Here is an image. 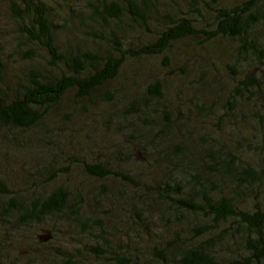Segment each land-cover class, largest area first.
Segmentation results:
<instances>
[{"label":"trees","instance_id":"trees-1","mask_svg":"<svg viewBox=\"0 0 264 264\" xmlns=\"http://www.w3.org/2000/svg\"><path fill=\"white\" fill-rule=\"evenodd\" d=\"M213 3V30H200L186 17L166 14L168 25L138 47L129 42L130 29L146 28L153 0H87V14L69 8L63 25L58 21L61 11L41 0L10 5L18 28L16 52L28 66L20 77H10L4 59L8 57L7 43L0 41V134L6 137L13 131L42 130L68 98L74 104H103L104 110L93 113L89 129L122 137L116 157L125 155L123 160L132 174L115 171L105 152L102 158L100 150L109 149L111 140L105 147L96 134H84V144L98 147L97 160L73 161L88 177L102 181L99 202L105 204L108 198L109 210L116 206L125 219L127 242L123 248L118 246V251L104 237L103 220L80 212L90 204V196L73 191L70 181L64 179L46 193L32 182L36 193H24L10 190L0 179V198L5 199L0 206V264H18L5 252L8 235L15 227L24 230L42 225L43 219L52 216L89 236H96L95 229L100 231L96 238L103 245L100 256L107 264H264V167L250 163L257 154L251 148L252 140L264 142L260 113L264 114V0ZM66 31L72 32L68 40L63 38ZM196 40L201 44L216 40L230 43V62L222 65L236 81L224 100L219 97L221 85L214 80L206 81L204 89L194 86L195 82L186 86V91L174 90L171 85V98L161 78L140 86L133 84L135 73L125 71L129 64L160 57L168 68L171 60L167 53L173 44ZM222 55L219 53V58ZM214 65L211 62L210 69ZM204 68L202 65L201 70ZM185 70L179 64L176 74L184 75ZM204 77L202 72L200 78ZM242 100L255 110L251 113ZM240 106H245L242 117L249 115L262 125L254 129L251 138H242V149L240 137L233 146L228 142L233 141L232 133L219 127L224 122L236 125ZM80 108L86 129V109ZM208 119L219 132L194 135ZM114 123L119 125L115 128ZM77 133L68 134L57 146L61 156L63 146ZM69 168L67 164L57 171L58 167L44 164L40 175L49 177L41 186L68 176ZM109 180L116 184H103ZM110 186L120 190L118 204L113 202ZM156 229L161 236L152 238L149 232ZM48 230L35 236L38 245L53 240L54 234ZM74 263L80 264L70 258L63 262Z\"/></svg>","mask_w":264,"mask_h":264},{"label":"rangeland","instance_id":"rangeland-1","mask_svg":"<svg viewBox=\"0 0 264 264\" xmlns=\"http://www.w3.org/2000/svg\"><path fill=\"white\" fill-rule=\"evenodd\" d=\"M41 1L45 2L46 6H50L55 11H61V15L59 16L61 19L58 20L61 25H63V17L67 14L69 8H72L75 12H81L84 16L89 11L85 4L87 0ZM217 1L231 4L238 0ZM153 2L154 5L150 10V19L146 28L133 27L130 29L129 42L134 47L150 41L153 35L168 25V20L164 18L166 14L173 16V18L186 17L200 30L211 31L214 28V13L212 9L215 7V3H213V0H153ZM12 3L18 6L22 3V0H0V41L7 43L5 50L8 52V57H4V59L7 58L9 76L15 80V78L20 77L21 73L25 71L28 63L21 57V54L16 52V47H18L16 44L18 28L9 10ZM199 35L204 34L200 32ZM69 37H72V32L66 31L63 38L68 40ZM201 43V40H196L173 44L171 50L167 53L169 60H171V66L168 68L164 64L165 60L160 57L143 59L133 65L129 64L125 71L129 74L135 73L133 84L140 86L146 81L150 82L155 78H161L165 81L167 85L166 90L171 93V98H174L173 89L178 90L182 88L186 91V86L194 85L192 82L196 83L194 86L197 85L204 89L205 86L203 84L206 81L214 80L215 83L221 85L223 93L219 94V97L224 100L229 90L228 88L236 81L235 78H232L231 72L228 69L225 70L222 65L225 61L230 62L228 52L231 49L230 43L226 40H216L207 44ZM221 52L223 54L222 59L218 56ZM211 62L215 65L210 69ZM179 64H183L186 67L184 75H180L179 72L176 74L177 65ZM202 65L206 66L203 70H201ZM202 72L206 75L203 79L200 78ZM171 85L173 89H171ZM242 102L246 104V109H250L251 113L255 110L254 106L248 101L242 100ZM81 105L86 109L85 114L87 113L85 117L88 122L86 129L83 127L84 115L80 108ZM99 108L104 110L103 104L96 103L93 106L86 103L74 104L68 98L53 111L51 119L42 130L26 133L13 131L8 133L6 137L0 134V179L5 181L10 190L12 189L16 192L23 191L24 193L25 190H28L27 193L32 191L36 193V188H31L32 182L39 187V191L46 193L56 185L62 183L64 179L70 181L69 185L73 191L78 190L82 196L86 193L90 196V204L82 206L81 209L79 208L80 212L82 210L91 219H96L97 221L103 220L105 224V235H103L107 238L109 245L118 251V246L123 248V245H126L127 242V235L124 233L125 228H123L125 219L121 218L117 210L114 209L116 206L109 210L111 201L108 198L105 204L99 202L98 187L102 185V181L88 177L83 173L78 163L73 161V159L81 161L83 158L88 162H92L94 159L97 160L98 147H92L91 144L83 143L86 140L84 134H96L97 137L103 139L105 147H109L111 144L109 149L100 150L103 153L102 158H104L105 152V156L110 161V166L115 171L132 174L130 165L123 160L125 155L119 158L116 157L115 152L118 150L117 142L122 137L118 133L110 135L104 130L94 131L89 129L90 121L94 120V118L92 119L93 113ZM244 108L245 106H240L235 114V118L238 121L236 125L229 122L219 124L221 131L225 130L232 133L234 137L233 141L228 142H231L233 146L237 142L236 139L240 137L238 141L241 143V149L245 148L242 138L244 136L251 138L250 136L255 131L254 129L262 127L258 121L250 119L249 115L242 117L245 113L243 112ZM260 113L264 124V114H262V111ZM97 122H101V120H97ZM114 125L116 128L119 124L116 125L114 123ZM78 127H81L80 131L82 132L78 131ZM76 132L78 133L74 136L73 141L68 139V144L63 146V155L61 156L57 146L68 134L72 133L74 135ZM214 132L219 131L209 119L193 131L194 135L200 136L205 135V133L212 134ZM11 137H14L13 140H11ZM110 140L111 142L108 146V141ZM252 142L254 144H251V148L257 154L252 155L250 163L251 165L257 163L264 167V148L262 147L264 146V142L259 143L256 139H253ZM113 145L115 147H112ZM255 146H258L257 150L254 149ZM120 148L122 149V147ZM92 150L94 152H91ZM137 159H139V156H137ZM47 163H50V167H58L57 171L64 169L67 164H70L69 175L53 179L50 183L41 186V184L46 182L43 180L49 177L47 174L40 175L41 167ZM107 182L108 184H116V182L111 180L103 184H107ZM109 191L115 195L113 202L118 204L116 200L120 196V190L110 186ZM102 202L104 203V200ZM4 203L5 199L0 198V206ZM13 223L15 224L16 222L14 221ZM44 230H48L54 234V238L51 242H46L44 246L38 245L35 236L42 234ZM153 231L155 233L149 232L152 238L161 236L159 230ZM94 233L98 237L99 235L97 234H100V231L97 232L95 229ZM96 236L83 234L80 230L67 224V221L64 222L61 218L52 216L43 219L42 225H29L24 230L15 227L14 232L8 235V246L5 252L8 254V259H13L18 264H63L67 258L75 262L79 261L80 264H107L106 259L100 256V250L103 245L98 242Z\"/></svg>","mask_w":264,"mask_h":264},{"label":"water","instance_id":"water-1","mask_svg":"<svg viewBox=\"0 0 264 264\" xmlns=\"http://www.w3.org/2000/svg\"><path fill=\"white\" fill-rule=\"evenodd\" d=\"M49 237V235L47 234L45 237H42L44 240H46Z\"/></svg>","mask_w":264,"mask_h":264}]
</instances>
